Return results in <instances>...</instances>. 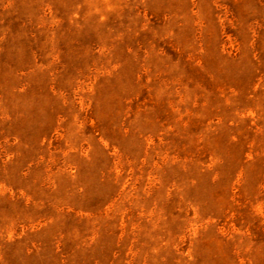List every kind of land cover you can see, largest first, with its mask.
Masks as SVG:
<instances>
[{"label": "rangeland", "instance_id": "1", "mask_svg": "<svg viewBox=\"0 0 264 264\" xmlns=\"http://www.w3.org/2000/svg\"><path fill=\"white\" fill-rule=\"evenodd\" d=\"M0 264H264V0H0Z\"/></svg>", "mask_w": 264, "mask_h": 264}]
</instances>
